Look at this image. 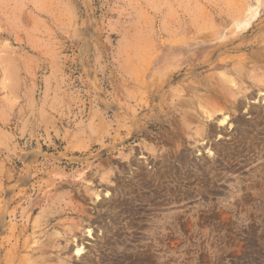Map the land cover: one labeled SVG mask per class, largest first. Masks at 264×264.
I'll list each match as a JSON object with an SVG mask.
<instances>
[{"label":"rangeland","instance_id":"374dc122","mask_svg":"<svg viewBox=\"0 0 264 264\" xmlns=\"http://www.w3.org/2000/svg\"><path fill=\"white\" fill-rule=\"evenodd\" d=\"M238 7L264 0H36L31 44L0 40V264H264V90L176 134L125 89L166 56L171 86H204Z\"/></svg>","mask_w":264,"mask_h":264},{"label":"bare ground","instance_id":"6f19581e","mask_svg":"<svg viewBox=\"0 0 264 264\" xmlns=\"http://www.w3.org/2000/svg\"><path fill=\"white\" fill-rule=\"evenodd\" d=\"M243 6L241 7L243 8ZM24 11L27 13L25 14L26 19L24 18V14H23ZM234 12L235 13H231L230 15L222 18L219 24H214L212 22V25L210 26V28L214 27L211 29L213 31L215 30L216 32H218L222 29V30L231 31V34L235 33V35L232 38H229L228 40L222 43L218 42V44H215V46H213L212 51L213 52L215 50L220 51V56L215 60L211 58L210 75L206 79L203 78L205 79L204 86L203 85H201V87L196 86V84H192L193 82L188 85L187 84L178 85L176 88L171 86L170 78L171 76L173 78L175 76L170 74V72H172L170 56H166L163 62V65H162V71L163 73H165L164 79L160 81L132 79V80L127 81L125 84L126 91H129V88L130 89H142L145 87H148L149 89L153 88L154 92L152 93V97L149 96L150 101L146 105L150 106V108L151 106L154 105L152 107L153 109L158 107V105H160V107L162 106L161 113H159L160 111H157L156 114L160 116L159 119L161 120H162V117H164L165 121L164 120L163 121L165 123H168L170 130L176 134L178 131L176 128V125H178V123L183 126V129L181 128V130L179 129V131L182 132L181 134H184L186 133L188 129L191 130V132H192V129L195 130L194 129L195 123L199 125L203 124L204 126L209 125L206 123L205 119L207 117H211L216 111H219L220 109H226L227 106L231 107V108L229 107L231 111L246 108L245 107L246 100L253 98V93L251 91L252 89L257 88L260 92L259 94L263 95V90H264V13H260L259 15L247 16V14L244 13L245 8L244 10H241L239 8ZM35 13H36V0H0V40L5 39V38H12L15 41L14 42L15 44L22 46V40L20 39L21 37L20 35L22 33L23 25L28 24L29 28L27 27L28 28L27 36H29L28 41L31 44V42L33 41V37H34L33 36L34 35L33 17ZM239 34L240 35L242 34L244 36L242 42H239V37H238ZM251 34L254 35L252 38H250ZM214 42H217V41L214 40ZM154 70H156V68L152 69V71ZM157 89L161 90L162 94H160L159 91L156 92ZM200 91H203V92L205 91L207 92V94H202L201 96H199ZM161 95H162V98L158 102L157 97ZM241 99L245 101V105H244V102H240ZM263 100H264V97H263ZM206 102L208 105L210 103V111L206 106ZM125 106H127V104L120 105V107H118L116 111L118 114V117L120 115V119L117 121L118 131L121 130V128L123 127L124 121L126 120V115H127L126 110L132 112V108L128 110V108H126ZM135 106L136 108L145 107V105H142L141 103H136ZM129 107H130V103H129ZM258 110L260 112V115L264 114V106L261 105V107H259ZM130 115H132V113ZM131 117H132L131 120L133 121L136 118L135 114L132 115ZM227 120H228V116L224 115L223 118L221 119V122H225ZM62 208H63V205H62ZM34 212L35 210L32 209L31 214H34ZM14 228L15 226L13 227V229ZM24 230L21 232V234L24 233ZM36 232H39V231H36ZM16 238L18 239L19 237H16ZM4 239L5 238H3V241ZM21 241H23V239H21ZM21 241L17 247H19L18 250H20L21 253H23L25 252V250L27 251L29 249H27V244L23 243L24 241L23 242ZM55 243L56 242L54 241L53 242L48 241L46 245L52 246ZM6 245L8 244L6 243L5 246ZM43 248L44 247H42L40 251L38 248L31 247L30 251H27L29 253L30 259L33 255H36L38 251L40 252L43 251L42 253H44ZM13 251L15 252V250ZM81 253H82V248L77 247L76 254L80 256ZM27 257L25 255V257H23L22 259L19 258L17 259V261H13L11 264H26L24 261H26ZM47 258L49 257L47 256ZM45 260L46 259H43V261H40V262L38 261L37 264H46Z\"/></svg>","mask_w":264,"mask_h":264}]
</instances>
